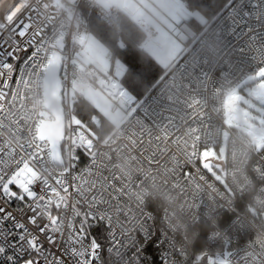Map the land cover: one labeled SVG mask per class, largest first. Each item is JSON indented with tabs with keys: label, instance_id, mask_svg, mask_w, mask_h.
I'll list each match as a JSON object with an SVG mask.
<instances>
[{
	"label": "built area",
	"instance_id": "obj_1",
	"mask_svg": "<svg viewBox=\"0 0 264 264\" xmlns=\"http://www.w3.org/2000/svg\"><path fill=\"white\" fill-rule=\"evenodd\" d=\"M83 3L97 8L109 26L124 15L117 6L99 8L91 0H0V17L15 8L18 16L29 15L33 29L43 32L48 41L43 67L26 70L19 87L12 84L6 94H0V144L17 152L37 144L44 148L43 164L35 172L28 171L57 189L56 208L51 212L57 217L53 247L63 248L61 237L74 223L78 226L74 205L89 210L90 193L78 194L86 180L84 186L104 190L105 199L111 190L102 185H111L118 197L109 201L118 245L111 244L103 224L91 222L103 244L96 264H160L161 259L166 264H264V146L257 148L239 124L230 127L225 122V111L236 104L229 100L230 92L264 62V0H233L136 107L135 114H125L102 142L73 116L74 98L87 90L112 98L125 89L117 78L101 73L80 56L90 36L79 15ZM54 53L61 61L62 166L52 161L47 141L38 138L40 126L53 121L43 102V79ZM20 56L24 58L23 53ZM4 91L0 88V93ZM92 121L96 124L98 118L92 116ZM88 142L95 159L90 163L81 152L73 173L76 149ZM205 149H214L218 161L204 156ZM206 161H211L214 174L202 166ZM75 174L79 175L73 181ZM147 215L152 219L141 223ZM198 223L205 228L206 243L222 248L198 253V248L193 249L188 228ZM145 230L156 241L147 248ZM64 264H73L71 257Z\"/></svg>",
	"mask_w": 264,
	"mask_h": 264
},
{
	"label": "snow or ice",
	"instance_id": "obj_2",
	"mask_svg": "<svg viewBox=\"0 0 264 264\" xmlns=\"http://www.w3.org/2000/svg\"><path fill=\"white\" fill-rule=\"evenodd\" d=\"M110 2L111 0H101L104 7H109ZM47 44L44 33L33 29L29 15L18 16L16 9L11 8L5 16L0 17V56L4 57L0 59V88L5 90L0 94H6L12 84L19 87L26 70L35 71L43 67L41 58L45 56ZM20 53L24 54L23 59ZM127 67L135 71L131 65ZM257 72L258 79L264 80V62L257 66ZM121 95L135 114L137 101L131 89L122 91ZM137 123L141 128L144 127L140 121ZM44 151L39 144L31 148L22 147L20 152L0 144V264H49L53 258L54 264H64L66 257H71L73 264H96L103 244L93 233L91 222L103 224L108 229L111 244H119L118 232L114 229L109 210V201L118 198L115 196L116 190H112L111 185H102V189L111 190L107 193L109 198L105 199L104 190L97 192L94 186L85 187L87 181L84 180L78 194L90 193L87 197L89 210L83 212L78 204L74 205L73 213L78 226L74 223L72 230L61 237L63 248H54L57 217L51 215V212L56 208L53 196L57 194V189L46 181L38 180L28 171L31 169L35 172L43 164ZM81 152L90 163L95 159L91 142L81 144L74 155L76 163L72 165L73 173ZM149 160L151 161V157ZM88 167L89 165H85V169ZM261 171H264V165H261ZM77 175L79 174L73 175V181ZM56 183L60 184L61 181L57 180ZM72 187L74 191L77 190L75 183ZM42 208L44 212L41 211ZM151 219L147 215L141 223ZM144 238L149 240L145 248L156 243L155 237L148 230H145ZM160 264H166V259H161Z\"/></svg>",
	"mask_w": 264,
	"mask_h": 264
},
{
	"label": "trees",
	"instance_id": "obj_3",
	"mask_svg": "<svg viewBox=\"0 0 264 264\" xmlns=\"http://www.w3.org/2000/svg\"><path fill=\"white\" fill-rule=\"evenodd\" d=\"M179 1L184 3L188 12L199 14L210 24L233 0ZM79 15L84 19L94 40L103 46L107 52L109 61L107 73L110 74L113 62L118 60L122 66L121 75L117 78L118 82L125 90L131 89L137 101L136 105H139L170 71L166 72L162 69L141 47L144 41L142 32L126 17H123L124 15L119 18L114 26H109L100 19L97 8L90 7L86 3L81 4ZM185 26L192 28L195 35L194 41L204 29L194 19L187 21ZM128 65H131L135 71L129 69ZM72 114L79 123L84 125L101 142L107 140L113 132V126L81 97L75 96ZM94 115L98 116L97 127L91 120ZM204 231L203 225L195 224L188 228V239L193 249L197 250L196 248H198L197 253L214 252L215 246L218 245L206 243ZM218 248L222 247L218 246Z\"/></svg>",
	"mask_w": 264,
	"mask_h": 264
},
{
	"label": "rangeland",
	"instance_id": "obj_4",
	"mask_svg": "<svg viewBox=\"0 0 264 264\" xmlns=\"http://www.w3.org/2000/svg\"><path fill=\"white\" fill-rule=\"evenodd\" d=\"M195 22L197 23V21ZM207 25L208 23L207 21H205L204 24L200 26L205 29ZM137 28L139 29V27ZM191 30L192 28H185V33L181 35L184 36V40L185 36H189V44L193 43V38L195 37ZM142 34L144 36L143 32ZM80 56L92 66L97 68L101 73L107 72L109 68L107 52L103 46H101L97 41L94 40L92 36L89 37L87 42L83 44ZM119 63L120 62L118 60H115L113 62L112 70L110 71V75H112V77H119V73L121 70V66L119 65ZM258 76L259 73L256 71L255 75L253 73L248 80L242 81L232 89V91L230 92L229 100L236 102V104L234 105V109L241 112V117L236 118L233 113L226 110L225 122L230 127H234L239 124L240 129H247L246 134L248 138L253 143H255L257 148H260L264 146V131L262 130V126L264 125V98L251 97V94L259 86L264 85V80L258 79ZM121 92H118L116 95L112 96V98L115 100L106 96L101 91L91 90H87V92H85L81 98L84 99L90 106H92L101 116H103L113 126L114 131L125 114L127 115L131 113L130 107L124 101ZM135 106L137 107L138 105ZM95 126L97 127L98 123H96ZM224 144L225 142H223V145ZM207 155L212 156L213 160L218 161V155L216 154L214 149H211L208 152H204V156ZM202 166L211 174H214V171L211 168V161L203 162Z\"/></svg>",
	"mask_w": 264,
	"mask_h": 264
},
{
	"label": "crops",
	"instance_id": "obj_5",
	"mask_svg": "<svg viewBox=\"0 0 264 264\" xmlns=\"http://www.w3.org/2000/svg\"><path fill=\"white\" fill-rule=\"evenodd\" d=\"M91 1L99 8H107L101 0ZM110 5L121 8L123 17L139 27L144 33L141 47L166 72L171 71L192 46L189 42L186 44L188 35L185 40L181 36L187 28L185 23L190 19L200 25L205 22L202 16L188 12L179 0H111Z\"/></svg>",
	"mask_w": 264,
	"mask_h": 264
},
{
	"label": "water",
	"instance_id": "obj_6",
	"mask_svg": "<svg viewBox=\"0 0 264 264\" xmlns=\"http://www.w3.org/2000/svg\"><path fill=\"white\" fill-rule=\"evenodd\" d=\"M57 46L62 49L61 41L58 42ZM61 67V61L59 55L54 53L51 56L49 64L47 66L43 85H44V97L43 102L46 110L52 115L53 121L44 122L38 131V138L40 140L47 141L49 146V152L52 161L57 166L63 165L61 145L64 137V118L63 108L61 106V83L59 78ZM251 97L264 98V85L259 86L257 91L251 94ZM229 111L233 113L236 118L241 117V112L234 109L233 104L229 105Z\"/></svg>",
	"mask_w": 264,
	"mask_h": 264
},
{
	"label": "bare ground",
	"instance_id": "obj_7",
	"mask_svg": "<svg viewBox=\"0 0 264 264\" xmlns=\"http://www.w3.org/2000/svg\"><path fill=\"white\" fill-rule=\"evenodd\" d=\"M95 6H96V5H95ZM90 7H91V6H90ZM210 24H211V23H210ZM192 44H193V43H192ZM179 61H180V60H179ZM106 74H109V73L106 72ZM168 74H169V73H168ZM168 74H167V75H168ZM111 76H112V75H111ZM86 94H87V93H86ZM108 99H109V98H108ZM93 123H94V122H93ZM92 135H93V134H92ZM100 142H101V141H100Z\"/></svg>",
	"mask_w": 264,
	"mask_h": 264
}]
</instances>
